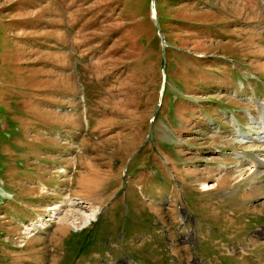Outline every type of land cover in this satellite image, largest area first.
I'll list each match as a JSON object with an SVG mask.
<instances>
[{
  "label": "rangeland",
  "instance_id": "1",
  "mask_svg": "<svg viewBox=\"0 0 264 264\" xmlns=\"http://www.w3.org/2000/svg\"><path fill=\"white\" fill-rule=\"evenodd\" d=\"M155 9L157 24L151 0H0V264H124L123 255L264 264V174L235 159L239 135L264 127L261 113L250 125L264 100V0H155ZM250 148L248 158L264 144ZM138 185L166 204L174 190L196 220L179 225L173 205L138 202ZM66 187L76 204L60 218L76 216L74 226L119 197L81 231L59 218L28 239L21 224ZM160 230L167 251L151 235L126 242ZM118 233L123 255L106 242ZM112 249L113 259L96 258Z\"/></svg>",
  "mask_w": 264,
  "mask_h": 264
},
{
  "label": "bare ground",
  "instance_id": "2",
  "mask_svg": "<svg viewBox=\"0 0 264 264\" xmlns=\"http://www.w3.org/2000/svg\"><path fill=\"white\" fill-rule=\"evenodd\" d=\"M262 116V115H261ZM255 118V117H254ZM236 121H237V119H236ZM251 121H253V119L251 120ZM261 122V121H260ZM232 123V122H231ZM240 124V123H239ZM262 124V123H261ZM233 125H235V124H232V126ZM258 125H260V124H258ZM262 125H264V123L262 124ZM241 126V125H240ZM251 127V126H250ZM257 128V127H256ZM259 128H260V126H259ZM236 133H238L239 132V130H236V128L235 129H233ZM241 138H242V140L245 138V136H244V134H240L239 135ZM256 143H258V141H255L252 145H250L248 148H253V145H256ZM263 143H264V141H263ZM259 145V144H258ZM247 149V148H246ZM258 151V150H257ZM246 154V153H245ZM247 155H248V153H247ZM239 160H243L244 162H247V163H249L250 165H251V167H255V168H259V169H261V168H263L264 169V158H262V159H260V158H258V156H257V154H255V156H250L251 157V159H249L248 157H246V156H236ZM264 157V156H263ZM248 158V159H247ZM170 160V159H169ZM169 162V161H168ZM171 163V162H170ZM169 163V164H170ZM171 168H172V166H171ZM174 170V169H173ZM253 171H255V173H258V174H260V170H253ZM263 174V173H262ZM255 176H258V175H256L255 174ZM213 187H214V185L213 186H210L209 184H204L203 185V187H202V191H209V190H211V189H213ZM176 196V195H175ZM173 198V197H172ZM75 204L76 203H74V202H72V201H68V205L70 206V208H74L75 207ZM66 204H63L62 206H60V205H56L54 208H52L53 210H57V211H63V213L65 212H71V211H73V210H63V209H60V207H64ZM72 206V207H71ZM92 210V211H91ZM89 212H85L84 214H85V216H82V217H80V222H79V224L77 225V226H74L73 225V222L71 221L72 219H74L76 216H72V215H70V221H68L67 220V218H68V214L67 215H65L63 218H60L61 216H58L57 217V219H59L60 218V220H59V222L61 221V222H63L64 224L65 223H67V225H69L70 227L71 226H74L73 227V229H79V230H82V229H84V228H86L92 221H95L96 220V218H97V216L99 215V212H100V208L99 207H94V208H92ZM77 212V211H76ZM56 213V212H55ZM83 214V213H82ZM77 218V217H76ZM50 219V218H49ZM78 219V218H77ZM42 219L40 218L39 220H38V226L39 227H41L42 226V224H39V223H42L43 221H41ZM74 221V220H73ZM62 223V224H63ZM25 229H24V231H23V233L25 234V236L26 237H28V239L29 238H31V237H33V236H35L36 234L33 232L36 228L34 227V225H32V227H30V226H25L24 227Z\"/></svg>",
  "mask_w": 264,
  "mask_h": 264
},
{
  "label": "trees",
  "instance_id": "3",
  "mask_svg": "<svg viewBox=\"0 0 264 264\" xmlns=\"http://www.w3.org/2000/svg\"><path fill=\"white\" fill-rule=\"evenodd\" d=\"M25 72V71H24Z\"/></svg>",
  "mask_w": 264,
  "mask_h": 264
}]
</instances>
